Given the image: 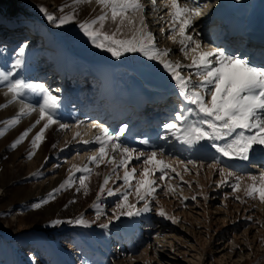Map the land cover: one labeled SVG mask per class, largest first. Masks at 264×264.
I'll return each instance as SVG.
<instances>
[{
	"label": "rangeland",
	"instance_id": "rangeland-1",
	"mask_svg": "<svg viewBox=\"0 0 264 264\" xmlns=\"http://www.w3.org/2000/svg\"><path fill=\"white\" fill-rule=\"evenodd\" d=\"M141 3L149 27L151 15L156 16L150 8L153 3L152 0H141ZM41 7L56 21L49 22L45 13L40 11ZM260 10L259 13L264 12V0ZM70 14L75 16L71 23L56 27L61 16ZM99 15L101 7L95 0H82L79 4L75 0H0L1 27L20 34V40L15 44L0 39V70L11 71V79L45 84L59 98L58 123L70 125L65 130H60L58 124L48 128L31 158L32 138L44 123L35 124L39 119L38 111L22 117L18 125L0 137V264H200L201 261V264H264V204L258 199L246 198L243 191L234 193L231 187L234 181L217 187L216 173L206 176L205 163L211 162L210 158L204 160L201 169H193L187 157L176 155L175 164L167 161L181 175L168 171L165 180L158 181L155 186V198H149L150 211L139 216L121 215L119 219L113 216L120 194L108 196L107 192L100 193V184L109 175L112 179L106 187L114 191L120 188L122 192L123 180H116L115 175L123 176L124 170L113 174L107 164L98 168L94 164L89 165L92 174L87 181V194L80 189L78 180L54 192L69 177V169L73 165L86 164L87 157L99 147L94 142L84 144L72 141L76 131L84 140H93L97 132L94 130L93 138L89 139L75 127L79 123L75 121L76 116L86 118L89 98L94 94L95 86L77 77H64V74H59L58 65L62 63L69 70L85 69L91 65L90 62H109L115 68L119 64L131 69L137 67L136 53H125L117 59L94 47L81 32L80 23ZM162 19L165 20V17ZM203 25L201 22L200 27ZM114 27L111 21L105 25L107 30ZM151 28L152 31H149L157 39L154 30L160 27ZM125 32H128L127 28ZM20 47L25 49L23 54L19 53ZM231 54L237 55L234 51ZM17 59L21 60V65L14 69ZM256 61L260 64V60ZM189 63L190 60L185 65ZM144 76L148 84L173 82L166 71ZM6 90V82L0 83V104H7L10 99L5 95ZM110 94L111 90L107 91L105 98ZM162 98L152 106L156 108L166 103L173 110L178 107V102L176 105L170 95L165 94ZM39 99L35 94H29L26 102L38 106ZM20 107L21 103L16 102L0 108V122L14 117ZM33 124L35 127L31 128L28 137L12 148L20 134ZM131 126L122 121L106 128L114 137H122L129 128L133 131ZM122 127L125 128L123 134L120 133ZM132 138L138 143L147 140L144 134ZM155 142L158 147L162 145L158 144L163 143L160 135ZM151 151L142 149L138 152ZM112 155L119 159V153ZM143 159H133L129 168H136L138 174L144 167ZM185 166L187 171H184ZM80 175L82 173H75L76 177ZM159 175L156 173L157 177ZM168 185L175 188L174 193L166 194ZM50 193H53L52 198H49ZM44 200L48 202L43 203ZM129 202L134 203L137 209L142 208L144 203L137 201L134 195L129 196ZM37 204L40 207H34ZM204 205L210 212L209 225L202 216ZM161 208L177 223L157 215ZM80 218L90 226L68 223ZM55 220L62 223L53 225ZM102 224L108 227L102 228Z\"/></svg>",
	"mask_w": 264,
	"mask_h": 264
},
{
	"label": "snow or ice",
	"instance_id": "snow-or-ice-1",
	"mask_svg": "<svg viewBox=\"0 0 264 264\" xmlns=\"http://www.w3.org/2000/svg\"><path fill=\"white\" fill-rule=\"evenodd\" d=\"M75 2L79 4L82 0H75ZM95 2L101 7V15L80 23L81 32L94 47L110 53L117 59L125 53H139L149 61H157L161 64L174 82L182 101L180 111L175 113L176 122L164 125L168 135L180 145L187 146V149L201 153L202 158H210L213 161L209 167L219 171L220 181L217 187L229 184L232 180L234 182L231 183V187L234 193L243 191L246 198L258 199L261 204H264V171L258 175L249 174L245 177L239 174L235 166L236 162L251 161L250 154L256 151L254 146H260V150L264 151V66H256L250 59L242 55L230 54L225 49L204 50L206 46H202L199 40L187 34L193 27L194 20L202 15L199 5L192 6L194 0H168L172 32L170 39L180 45V52L184 59L190 60V63L186 65L178 61L171 62L167 59L169 52L156 47L155 38L145 22V9L141 0H95ZM152 3L155 5L156 0H152ZM40 11L45 13L49 22L56 21V18L48 14L45 8L41 7ZM74 19L73 14L61 16L56 27L71 23ZM108 21L115 26L114 29L105 28ZM125 28L128 29L127 33ZM24 51V47L19 48L20 54ZM20 65L21 60L17 59L13 68H19ZM184 68L193 71L184 75L182 73ZM193 75L199 81L197 85L192 83ZM11 77V71L0 70V83L6 82L5 95L10 96L7 104H0V108L16 102H20L21 107L14 117L0 122L3 124L0 137L18 125L22 117L30 116L38 111L39 119L35 124L41 121L44 123L32 138L33 151L29 153L31 158L35 155V149L39 148L44 140V134L48 128L58 124L60 130H65L70 125L58 123L56 117L60 101L45 84L25 82L20 79H11ZM29 94H35L40 98L38 106L26 102ZM35 124L22 132L11 147L16 148L21 144ZM75 127L79 128L80 124ZM90 127L99 130V134L94 135L93 140L82 139L81 133L76 131L72 141L84 144L94 142L99 147L94 150L93 155L87 157L86 164L73 165L69 169V177L58 189H54V192L69 187L74 180H78L80 189L87 194V181L92 174V168L89 165L94 164L98 168L101 164H107L111 166L113 174L118 173L120 169L124 170L123 176L115 175L116 180H123L122 192L120 188L114 191L106 187L112 179L109 175H106L103 183L100 184V193L107 192L108 196L120 194L113 216L119 219L121 215L133 217L150 211L149 198H155L154 194L157 191L155 186L158 181L165 180L168 171L176 172L178 176L181 173L162 158L163 152L155 150L147 153L138 152L123 146L120 138L110 134L106 127L98 124H91ZM124 131V127L120 128L121 134ZM164 138L161 137V139ZM141 143L147 144L148 141L144 140ZM113 153H119V159L112 155ZM141 157H144L142 162L144 167L137 174L136 168H129V164L133 159L140 160ZM188 163L192 161L189 160ZM184 171H187L186 166ZM75 173H82V175L76 177ZM156 173L160 175L157 177ZM245 179L248 183H244ZM165 192L166 194L174 193L175 188L168 185ZM130 195H134L137 201H143V207L137 209L134 203H130ZM52 197L53 193H50L49 198ZM99 198L98 194L97 199ZM47 202L48 200L43 201V203ZM34 207H40V204ZM96 207L99 208V205ZM157 215L177 223V220L169 217L162 208L157 211ZM52 223L58 225L62 222L55 220ZM68 223L82 227L90 226L82 218L70 220ZM101 227L107 228L108 225L102 224Z\"/></svg>",
	"mask_w": 264,
	"mask_h": 264
},
{
	"label": "bare ground",
	"instance_id": "bare-ground-1",
	"mask_svg": "<svg viewBox=\"0 0 264 264\" xmlns=\"http://www.w3.org/2000/svg\"><path fill=\"white\" fill-rule=\"evenodd\" d=\"M262 1L263 0H194L192 6L195 7L199 5L202 11V15L194 20L193 27L188 30L187 34L192 35L194 39L199 40L202 46H206L204 50H210L212 48H219V49L224 48L230 54L232 53V51L236 53L234 47L228 46L226 42L227 41L226 35L224 34L210 35L211 29L216 30L218 26L217 23L214 22L210 27L206 25L209 24V21L213 18V16L218 17L220 19L223 18L225 20L224 24H228V22L232 21L231 23L234 26H247L248 21L250 20H253L255 22L262 20L264 21V12L262 11L263 13H259L261 12V10L259 11V7ZM143 2H145V0H143ZM150 8L151 10L155 9L154 11L156 16H154L153 14L151 15L150 25L148 27V30L152 31L151 27L153 26L160 27L159 30L156 29L154 30L155 31L154 35H156L157 37V39H155L157 43L156 47L160 50H167L169 52L168 60H170L171 62L178 61L182 64L187 63L189 60L184 59L183 54L180 52V45L178 43H174L172 39H170L172 32L170 29V17H169L170 8L168 6V0H156V4L155 5L151 4ZM165 11L167 12L165 13ZM164 17L165 20L162 19ZM147 21L148 20H146L145 22L147 23ZM200 21L204 23L202 27H200V23H201ZM217 30L219 31V28H217ZM238 43H242V45H245L247 43V40L243 38L238 40ZM226 44L227 47L225 48ZM250 53L251 52L247 54L248 58L250 56ZM250 60L256 66H261L256 61V59H250ZM135 61L137 63V67L133 69L124 66L122 64H119V67L115 68V65L111 63L91 62L90 72L93 75L99 77L101 81L100 91L102 92L103 88L106 85H109L112 94L107 103L109 107L105 112H101L100 105L93 104L91 105L93 106L91 111L86 113L85 119H81V116H76L78 118H76L77 120L75 119V121H79L78 123L80 124L79 129L81 130L85 138H89V136L92 135V133H94L93 129L90 127L91 124L101 125L104 122L109 123L113 118L123 114L127 110L123 106L126 103L135 102L136 107L134 108L137 111L139 109V104L143 102L144 99L149 95L151 96L158 95V93L161 94L166 91H171L176 98L175 101L178 102V109L180 110V105L182 101L178 95V90L176 89L174 82L166 83L164 85L145 84L146 81L144 76L145 74L165 72L162 65L159 64L157 61H149L146 57L142 56L139 53L135 54ZM58 66H59L58 67L59 74L61 75L64 74L65 77L72 78L75 77V74H78L80 76L82 75V73H85V71L80 69L69 70L62 63H60ZM189 71L190 70L188 68L182 69V73L184 75H187ZM191 79L193 85H197L199 83L198 79L194 75L191 77ZM118 99H120V104L122 105L121 108H117L116 106V100ZM160 116H162L161 112H159V116L157 114V117ZM171 120L172 118L168 121L170 122ZM81 122L83 123L81 124ZM153 131L154 132H150L149 134L143 133L146 136L147 139L146 141H148L147 144L138 143L135 140H133L132 136H134L135 134H133L131 128H129L126 134L122 135V137H119L120 135L118 137L120 138V141L122 142L123 146H131L132 148L135 147V150L137 151H140L142 149L145 150L149 149L151 151L159 148V150L156 151L163 152L162 158L165 159L166 162L171 161L175 164L177 161L176 155L180 158L187 157L186 159H188V161L189 160L192 161L190 165L192 166L193 169L195 167H199L201 169L203 167L202 165L204 160L209 159V158H202L201 153L187 149V146L180 145L178 141H175L170 135H168L166 128H156ZM96 134L99 133L96 132ZM159 135L161 137H165L164 139H162L163 143L161 142L158 143V144H162L160 145V147H158V145H156L155 142L156 138ZM254 147L256 148V151L250 154L251 156L250 162L248 161L236 162L235 164V166L239 171V174L245 177L249 174L258 175L261 171H264V164H261L259 161L256 160V159H264V151L260 150V146H254ZM212 162L213 161L211 160V162H208L207 164L205 163L206 176H211L214 173H216V175L218 176L217 181H220L219 171L209 167V165ZM244 183H248V181L245 179ZM205 205L207 206L206 202ZM205 205L204 208L202 209L203 215L202 214L201 215L204 216V219L206 220V222H208L209 225L211 216H210V212H208V208L205 207ZM201 263L202 261L200 262V264Z\"/></svg>",
	"mask_w": 264,
	"mask_h": 264
}]
</instances>
